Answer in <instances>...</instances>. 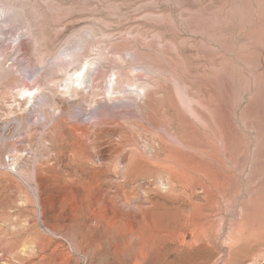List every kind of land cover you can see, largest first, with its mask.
<instances>
[{
	"label": "rangeland",
	"instance_id": "obj_1",
	"mask_svg": "<svg viewBox=\"0 0 264 264\" xmlns=\"http://www.w3.org/2000/svg\"><path fill=\"white\" fill-rule=\"evenodd\" d=\"M96 50L111 51L102 82L115 50H150L151 63L167 70L162 84L170 97L156 100L147 118H117L109 128L120 132L112 137L119 150L103 145L99 159L81 168L84 175L68 154L60 156L58 134L35 126L30 135V125L62 69L73 73ZM0 60L22 83L31 87L38 77L41 86L25 107L18 96L24 84L0 83V264H264V0H0ZM134 65V74L148 70ZM147 72L134 82L151 83ZM178 80L207 123L186 103ZM132 95L76 102L71 112L86 121L99 105L138 103ZM55 96L67 111V96ZM12 147L23 150L16 168L47 162L62 176L55 187L85 192L37 200L29 179L8 173ZM133 149L137 154L128 156ZM120 157L124 165L113 171Z\"/></svg>",
	"mask_w": 264,
	"mask_h": 264
},
{
	"label": "bare ground",
	"instance_id": "obj_2",
	"mask_svg": "<svg viewBox=\"0 0 264 264\" xmlns=\"http://www.w3.org/2000/svg\"><path fill=\"white\" fill-rule=\"evenodd\" d=\"M243 39V38H242ZM167 45V44H166ZM170 45V44H168ZM173 47V46H172ZM92 51V50H91ZM130 50H115L116 52V56H114L113 59V63H114V67L110 68L111 69V75L108 78V81L104 80L99 81L101 79V73L103 72V67L104 63H110L112 57H109V54H111V51L109 50H96L95 55L91 56H95V59L91 60L92 61H86L83 63H81L80 66H77L76 68H74V72L73 73H69L68 68L67 69H62V80L61 83L60 81L58 83H56V87L54 86L52 88V90H50V93L48 94V99L47 101L44 103V107L42 105V110H41V114L38 117V119L30 125L31 128L35 127V126H40L41 128L45 130H47V132L50 130L52 131L54 134H58V138L56 140H54L52 137V132L49 133L48 136H50L49 138L55 141V144L57 145L58 149H59V153L60 156L62 155H66L68 154L70 156V161L72 163H74L75 165H78V167H76V172H81L82 174H86V172H83L81 170V168H84V166L86 165V162L89 160H94V159H99V155L103 153V151L100 150V148L103 145H109L108 146V150L111 151L110 149H114L115 152H117V150H119V147L114 146V142L112 141V137H118V135L120 134L119 131H116L115 129H110L109 126L112 124H115L118 122V120H120L121 118H126L123 117L124 115L127 116H132V118H134V120L136 119L135 117H142L147 118L149 116H151V111H152V107L155 103L156 100L158 101H163L165 102V100L167 98H169L170 96H168V93L164 90V86H163V82L165 83L166 78H167V70H165L159 62H153L151 63V61L153 60V57H151V51L150 50H131L132 52L129 53ZM176 52H178L179 50H174ZM82 52V51H81ZM154 52V51H153ZM180 53V52H179ZM94 54V53H93ZM156 54V53H155ZM158 55V54H157ZM72 56V55H69ZM90 56V55H89ZM86 57V56H85ZM88 57V54H87ZM166 58V57H165ZM179 58V57H178ZM73 60V59H72ZM84 61V60H82ZM76 62V61H75ZM136 62L138 63H144L148 66V72L149 75H151V83H145V84H136L134 82V78L136 76H142L144 73L142 71V73H137L134 74V72L136 71V66L134 65ZM184 63V61H182ZM1 63V60H0ZM78 64V62H77ZM142 65V64H141ZM163 65V64H162ZM185 65V63L183 64ZM71 66V64H70ZM108 66V65H107ZM106 66V69H107ZM146 66V67H147ZM167 66V65H166ZM177 66V65H175ZM110 67V66H108ZM9 68V69H8ZM175 68V67H174ZM144 69V68H143ZM184 69V68H183ZM15 70L12 69V66L7 67V69L5 68H1L0 66V83H2V85L5 86V88H7L8 86L12 85V82H21V76L16 75ZM174 72V71H173ZM146 75V74H145ZM148 76V75H147ZM146 77V76H145ZM143 77V78H145ZM148 78V77H147ZM141 79V78H140ZM139 79V80H140ZM180 80H178L179 82ZM22 83V82H21ZM168 83V82H167ZM24 84L23 86H21L22 89H20L18 96L22 97V101L19 100V102H22V105H28L29 103L33 102L38 95H40V89L41 86L38 85V77H36L33 81V85L30 84L31 87H29V84ZM35 84V85H34ZM173 84V83H172ZM177 84V83H176ZM179 86H181V91L183 90L188 96L187 99L188 101H186L187 104H191L189 105V107L192 109L193 113H195V115L199 116L203 121H206V123L209 121L208 118L201 113L193 104H192V100H191V96H189L190 92L187 88L186 85H182L181 82L178 83ZM3 86V87H4ZM167 86V85H166ZM165 86V87H166ZM173 86V85H172ZM176 86V85H175ZM132 90V88L134 87L135 90L130 91L127 90V88ZM59 88H61V90H58ZM8 89V88H7ZM138 90V91H137ZM4 91V90H3ZM177 91V90H176ZM60 93L63 96H67L66 99H64V102H66L69 107L68 110L66 111L67 108H59L57 105V101L55 100L54 96L55 93ZM126 94H133L132 96L134 97V94L136 95V99L139 100V102L135 103L134 101L128 104H123V106L118 107L117 109H111L110 106H108L107 104L102 105V106H97L95 113L90 117V119L86 120V121H77L76 119V114L72 113L71 110L73 109L75 103L77 102H81V101H88L90 103H97L98 98L101 97L103 100H110V101H114V100H118L120 97L119 96H123ZM58 95V94H57ZM179 95V93H178ZM18 96L17 99H18ZM183 96V95H182ZM181 96V97H182ZM56 97V96H55ZM61 98V96H60ZM123 98V97H122ZM3 100V98H1ZM21 99V98H20ZM59 99V97H58ZM57 99V100H58ZM124 99V98H123ZM134 99V98H133ZM134 99V100H136ZM101 100V99H100ZM120 100V99H119ZM118 100V101H119ZM122 100V99H121ZM132 100V99H131ZM1 102V101H0ZM20 102V105H21ZM108 102V101H107ZM102 103V102H101ZM171 103V102H170ZM61 104V103H60ZM63 104V103H62ZM114 104V103H113ZM95 105V104H94ZM168 105V104H167ZM169 106V105H168ZM18 107V106H17ZM26 107V106H25ZM95 107V106H94ZM117 107V105H116ZM115 107V108H116ZM176 108V107H175ZM188 110V109H187ZM24 111V109H23ZM207 114V113H206ZM184 115V114H183ZM194 115V116H195ZM120 116H122L120 118ZM208 116V115H207ZM24 118V116H22ZM210 117V116H209ZM26 118V117H25ZM117 118H119L117 120ZM128 118V117H127ZM131 118V117H129ZM156 118V117H155ZM178 118V117H177ZM22 119V118H21ZM79 119V118H78ZM142 119V120H143ZM179 119V118H178ZM182 120H184V118H181ZM193 119V118H192ZM127 119H125L126 121ZM155 120V119H154ZM23 121H25L23 119ZM124 121V120H123ZM123 121L122 124H123ZM130 121V120H128ZM133 121V120H132ZM131 121V122H132ZM196 121V120H195ZM158 121L156 120V123ZM25 123V122H24ZM30 123V122H29ZM129 123V122H128ZM151 125L159 132V134H163L164 131L160 128H157V125L151 120ZM160 123V122H158ZM193 123V122H192ZM227 123V121H226ZM28 124V122H27ZM147 124V123H146ZM183 124V123H182ZM199 124V123H198ZM100 125H105V128H101V129H96V126H100ZM160 125V124H159ZM178 125V124H177ZM164 126V125H163ZM182 126V125H180ZM26 127V126H25ZM123 127V126H122ZM183 127V126H182ZM187 127V126H186ZM226 127V126H225ZM37 128V127H35ZM34 128V129H35ZM28 129V128H26ZM184 129V128H183ZM187 129V128H186ZM190 129V127H188V130ZM29 130V129H28ZM123 130V128H122ZM195 130V129H194ZM33 128L31 130V134ZM43 131V130H42ZM41 131V133H43ZM187 131V130H186ZM227 131V130H226ZM37 132V131H36ZM189 132V131H188ZM30 133V131H29ZM28 133V134H29ZM45 133V132H44ZM226 134V136H228L227 132H224L223 135ZM41 135V134H40ZM47 135V134H46ZM125 135V134H124ZM155 135V134H154ZM25 136V135H24ZM164 136V135H163ZM173 136V135H172ZM28 137V135H27ZM54 137V135H53ZM56 137V136H55ZM54 137V138H55ZM121 137V136H120ZM159 137V135H158ZM162 136H160V139H158V148L163 149L164 146V142L161 139ZM186 137V136H185ZM126 138V137H125ZM157 138V137H156ZM176 137H174L175 139ZM228 138V137H227ZM5 140V139H4ZM10 140V139H8ZM114 140V139H113ZM185 140V139H184ZM224 140H226L224 138ZM120 141L123 142L124 144L129 143L127 141H124L123 139L120 138ZM150 141V140H149ZM44 142V141H42ZM49 142V141H47ZM134 142V141H133ZM151 142V141H150ZM187 142V141H186ZM193 142V141H192ZM28 143V142H27ZM51 143V142H50ZM181 143V142H180ZM184 143V142H183ZM189 143V142H188ZM6 144V143H5ZM46 144V143H45ZM48 144V143H47ZM131 144V143H130ZM153 144V143H152ZM150 144V145H152ZM182 144V143H181ZM199 145V143H196ZM201 144V143H200ZM206 144V143H205ZM204 144V145H205ZM49 145V144H48ZM119 145V144H117ZM137 145V144H136ZM149 145V144H148ZM5 146V145H4ZM13 146V145H12ZM28 146V145H27ZM139 146V145H138ZM153 146V145H152ZM197 146V145H196ZM201 146V145H200ZM49 147V146H47ZM204 147V146H203ZM207 147V146H206ZM3 147L0 146V165H3V162H1V155L2 157L3 154L1 152V149ZM15 148V147H14ZM13 147L10 148L12 149V152L15 153L14 159L16 158V160L14 161V172L11 171H7L9 173V175L12 176H20L21 178L24 179H29L28 181H30V188H31V192L32 195L37 198V200H41L43 197L45 198V196H50V195H54V194H58V193H67V194H81L85 192V187H79V186H75V187H55L53 185V180L56 178H60L62 176H59L60 174L55 175L54 174V169L51 168L50 166H48L47 162H44L43 164H40V161H35V164L31 167V168H16L15 162L18 161V159H20L19 157H21V153L22 151L19 149H14ZM26 148V147H25ZM51 148V147H50ZM91 148V149H90ZM149 148V146L147 147ZM209 148V147H207ZM206 148V149H207ZM5 149V148H4ZM3 149V150H4ZM48 151L49 149L46 148ZM150 149V148H149ZM9 149H7L8 151ZM205 150V149H204ZM151 151V150H150ZM155 151V150H154ZM158 150L156 149V152ZM11 152V151H10ZM51 152V150H50ZM135 150H131L129 151V155L128 156H133ZM49 153V152H48ZM54 154V151H52L50 154ZM57 153V152H56ZM58 153V154H59ZM137 154V153H136ZM140 154V153H139ZM142 155V154H140ZM146 155V154H145ZM39 156V155H38ZM53 156V155H52ZM58 155V160H60V157ZM67 156V155H66ZM101 156V155H100ZM109 156H113L110 155ZM116 156V155H114ZM161 156V155H160ZM12 157V156H11ZM57 157V156H56ZM126 157V155H125ZM143 157V155L141 156ZM151 157V156H150ZM162 157V156H161ZM175 157V156H174ZM10 158V157H9ZM54 158V157H53ZM52 158V159H53ZM65 158V157H64ZM131 158V157H129ZM4 159V158H3ZM42 159V157L40 158ZM47 159V158H46ZM62 159V158H61ZM67 159V158H66ZM124 158L121 159V157L119 158V160L114 159L116 161V163H113L114 165V170L119 169L118 166L123 164V160ZM153 159V158H152ZM187 159V158H186ZM154 160V159H153ZM159 160V159H157ZM62 161V160H61ZM66 161V160H65ZM110 161V160H109ZM114 161V162H115ZM131 163V160H128ZM127 161V162H128ZM188 161V160H186ZM5 162V161H4ZM19 162V161H18ZM51 162V161H50ZM49 162V165H51ZM63 162V161H62ZM67 162V161H66ZM156 162V160H155ZM160 162V160L158 161ZM165 162V159H164ZM169 162V161H168ZM176 162V161H175ZM194 162V161H193ZM32 163V162H31ZM125 163V162H124ZM171 163V162H169ZM174 163V162H173ZM189 163V161H188ZM195 163V162H194ZM12 164V163H11ZM107 164V163H106ZM160 164V163H159ZM167 164V163H166ZM185 164V163H184ZM187 164V162H186ZM54 165V164H53ZM108 165V164H107ZM124 165V164H123ZM122 165V167H123ZM126 165V164H125ZM171 165V164H170ZM174 165V164H173ZM176 165V164H175ZM21 166V165H20ZM55 166V165H54ZM61 166V165H59ZM3 167V166H2ZM1 167V168H2ZM91 167V166H90ZM97 167V166H96ZM100 167V166H99ZM103 167V166H102ZM184 167V166H183ZM186 167V165H185ZM0 168V169H1ZM127 168V167H125ZM173 168V167H171ZM187 170L190 167H186ZM185 168V169H186ZM94 169V168H93ZM122 169V168H120ZM192 169V168H191ZM190 169V170H191ZM194 169V168H193ZM197 170V167L195 168ZM199 169V168H198ZM205 169V168H204ZM97 170V169H96ZM106 170V168L104 169ZM111 170V169H110ZM160 170V169H159ZM202 170V169H201ZM13 171V170H12ZM99 171V170H98ZM121 171V170H119ZM200 171V170H199ZM206 171V170H204ZM95 172V171H94ZM123 172V170H122ZM126 172V171H125ZM175 172V171H174ZM185 172V171H184ZM188 172V171H187ZM207 172V171H206ZM106 173V172H105ZM116 173V172H115ZM119 173V172H118ZM171 173V172H168ZM183 173V172H182ZM203 173V172H202ZM205 173V172H204ZM203 173V174H204ZM7 174V173H6ZM81 174V175H82ZM99 174V173H98ZM70 175V174H69ZM188 175V174H187ZM206 175H208L206 173ZM77 176V175H76ZM93 176V175H92ZM70 177V176H69ZM87 177V176H86ZM183 177H185L183 175ZM101 178V176H100ZM165 178V177H164ZM76 179V178H75ZM86 179V178H85ZM90 179V178H88ZM87 179V180H88ZM64 180V178H63ZM164 180V179H163ZM180 180V179H179ZM69 181V180H68ZM98 181V179H97ZM78 182V181H77ZM162 182V181H161ZM64 183V182H63ZM79 184V183H77ZM61 185V184H60ZM70 185V184H69ZM81 185V184H80ZM72 186V185H71ZM82 186V185H81ZM88 189V188H87ZM101 190V189H100ZM104 190V189H103ZM96 194V193H95ZM98 195V193H97ZM56 198V196H53ZM58 198V197H57ZM46 199V198H45ZM53 199V198H51ZM59 200V199H58ZM48 201V200H47ZM52 201V200H51ZM98 201V200H97ZM50 202V201H49ZM96 202V201H95ZM55 203V202H54ZM53 203V204H54ZM97 203V202H96ZM41 204V202L39 203ZM49 204V203H48ZM61 204V203H60ZM101 204V203H100ZM105 204V203H104ZM57 205V204H56ZM109 205V204H108ZM42 206L43 205H39ZM46 206V205H45ZM50 206V205H49ZM52 206V204H51ZM60 207V206H59ZM104 207V205H103ZM102 207V208H103ZM41 208V207H40ZM44 208V207H43ZM96 208V206H95ZM53 209V208H52ZM104 210V209H103ZM56 211V210H55ZM107 211V210H105ZM42 212V210H41ZM57 212V211H56ZM43 213V212H42ZM44 214V213H43ZM42 215V214H41ZM83 215V214H82ZM91 215V214H90ZM108 214H105V216ZM43 216V215H42ZM47 216V215H46ZM45 216V217H46ZM57 216V215H56ZM102 216V215H101ZM43 219H46V218ZM95 217V215H94ZM109 217V216H108ZM59 218V217H58ZM96 218V217H95ZM49 219V217H48ZM60 219V218H59ZM62 219V218H61ZM116 220V219H115ZM46 221V220H45ZM60 223V222H59ZM37 244V243H36ZM39 246V244H38ZM35 248L37 246H34ZM30 249V248H29ZM25 250V249H24ZM36 250V249H35ZM39 250V249H37ZM24 252V251H22ZM20 251V253H22ZM34 252V251H33ZM37 251H35L36 253ZM19 253V252H18ZM28 251L24 254H27ZM20 256V254L18 255ZM31 257V255H30ZM34 257V256H33ZM39 257V256H38ZM16 258V256H15ZM20 258V257H19ZM37 258V256H36ZM17 259V258H16ZM33 259V258H32ZM18 260V259H17ZM35 260V259H34ZM16 261V260H14ZM17 262V261H16ZM20 262V261H19ZM18 263V262H17ZM25 263V262H24ZM12 264V263H11ZM15 264V263H14Z\"/></svg>",
	"mask_w": 264,
	"mask_h": 264
}]
</instances>
